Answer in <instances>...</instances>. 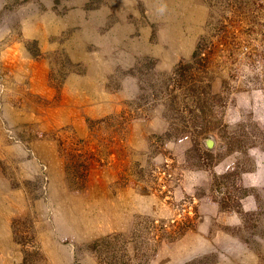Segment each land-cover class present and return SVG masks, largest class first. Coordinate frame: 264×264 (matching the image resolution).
<instances>
[{
  "label": "rangeland",
  "instance_id": "1",
  "mask_svg": "<svg viewBox=\"0 0 264 264\" xmlns=\"http://www.w3.org/2000/svg\"><path fill=\"white\" fill-rule=\"evenodd\" d=\"M201 38L197 103L171 71ZM15 52L108 114L14 125L50 104ZM2 213L0 264H264V0H0Z\"/></svg>",
  "mask_w": 264,
  "mask_h": 264
},
{
  "label": "crops",
  "instance_id": "2",
  "mask_svg": "<svg viewBox=\"0 0 264 264\" xmlns=\"http://www.w3.org/2000/svg\"><path fill=\"white\" fill-rule=\"evenodd\" d=\"M118 25V23L111 25V30H114ZM42 37L43 35H41V38ZM14 54L13 57L16 61L15 63H17V67L19 66L20 68H18V70L13 69L11 73L23 78V80H29V92L43 98L47 102H50L47 107L36 108L37 111L35 112L33 110L28 111L22 105L6 108L4 110L5 115L13 120L14 125L21 122L28 123L33 118H42V124L44 127L49 126L50 124L51 126H58L60 120L65 121L64 125H70L73 123L71 121L76 119L77 110H81L83 113L88 111L89 115L92 117H99V114L100 117H102L108 114L106 110L109 105L102 101L99 104V101L96 99L95 103H92V95H90L91 90L89 89L86 91L87 89L85 87V84L90 81H87L85 77L76 75L68 76L64 83V90L62 89L61 95L58 96L57 100H54L55 91L48 86V64L45 62H35V60L26 53L20 55V53L15 52ZM11 67H13V65H11ZM85 80L86 82H83ZM78 93L79 95H82V97H85L87 94L88 103L87 101L83 103L80 99L77 101ZM49 118H51L50 122H48ZM42 147H44V149L47 148V150L50 151L52 145L47 141L36 142L33 144V148H35L37 152L36 154H39V159L44 161L47 160V156L43 154L44 152L41 150ZM6 151H11V147L7 148ZM4 216L5 214L3 213L0 216V247L11 245V217L9 214V219L6 221ZM254 264L256 263L254 262Z\"/></svg>",
  "mask_w": 264,
  "mask_h": 264
},
{
  "label": "trees",
  "instance_id": "3",
  "mask_svg": "<svg viewBox=\"0 0 264 264\" xmlns=\"http://www.w3.org/2000/svg\"><path fill=\"white\" fill-rule=\"evenodd\" d=\"M205 49L206 45L204 43V39L201 38L197 41L195 49L189 57V60L180 61L173 67L171 71V82L175 85V88H183L185 90L183 93H188L193 96L194 101H197V103H201L203 101H201L202 99L200 98L198 90L194 88V84L191 83L194 71L193 67L196 65L202 66V64L205 63L204 59L202 58ZM202 156L210 162L213 159V155L210 151L202 152ZM199 157L201 158V156Z\"/></svg>",
  "mask_w": 264,
  "mask_h": 264
},
{
  "label": "water",
  "instance_id": "4",
  "mask_svg": "<svg viewBox=\"0 0 264 264\" xmlns=\"http://www.w3.org/2000/svg\"><path fill=\"white\" fill-rule=\"evenodd\" d=\"M205 144L209 149L213 147V141L211 139H206Z\"/></svg>",
  "mask_w": 264,
  "mask_h": 264
}]
</instances>
